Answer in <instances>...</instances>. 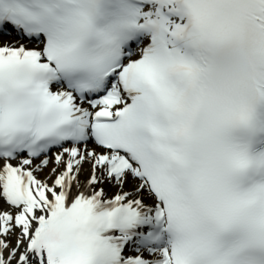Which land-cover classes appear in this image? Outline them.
I'll return each instance as SVG.
<instances>
[{"label":"snow or ice","instance_id":"6c2138e0","mask_svg":"<svg viewBox=\"0 0 264 264\" xmlns=\"http://www.w3.org/2000/svg\"><path fill=\"white\" fill-rule=\"evenodd\" d=\"M0 264H264V0H0Z\"/></svg>","mask_w":264,"mask_h":264}]
</instances>
